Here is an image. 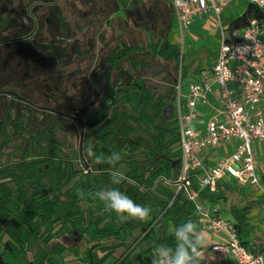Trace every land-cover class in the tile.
Here are the masks:
<instances>
[{
  "label": "trees",
  "instance_id": "16d2710c",
  "mask_svg": "<svg viewBox=\"0 0 264 264\" xmlns=\"http://www.w3.org/2000/svg\"><path fill=\"white\" fill-rule=\"evenodd\" d=\"M73 15L70 23L81 25ZM252 19L264 24V9L250 2L229 29L244 28ZM15 38L0 45V90L16 91L27 102L0 94V264H150L157 245L175 244L169 223L187 220L195 210L172 183L180 170L176 89L172 84L158 90L142 75L154 65L148 58L177 63L179 50L166 39L118 46L107 59V88L100 106L79 116L60 102L44 105L36 99L35 86L45 78L39 70L49 60L58 63L46 45L50 36ZM78 63L80 67L83 61ZM49 70L50 77L62 78L72 90L63 78L70 69L50 64ZM66 95L72 101V94ZM78 124L79 133L84 127L82 153L69 155L55 138L59 131L75 132ZM89 146L96 155L118 152L121 160L97 164L87 155ZM114 171L123 175L120 184L112 183ZM103 188H117L150 208L149 218L120 222L95 197ZM234 213L237 236L245 246L246 209Z\"/></svg>",
  "mask_w": 264,
  "mask_h": 264
},
{
  "label": "built area",
  "instance_id": "2783aa9c",
  "mask_svg": "<svg viewBox=\"0 0 264 264\" xmlns=\"http://www.w3.org/2000/svg\"><path fill=\"white\" fill-rule=\"evenodd\" d=\"M264 9V0H250ZM224 3L214 0H171L181 29L187 28L196 14L212 10L218 17ZM261 26L256 19L241 29L220 28L219 48L212 66V83L217 86L222 106L221 118L211 116L203 133L191 124V113L196 103H206L211 83H191L182 107L179 88L176 86V119L179 132L180 170L173 180L177 191H183L193 202L194 209L210 231L220 232L225 241L211 246L213 255H230L238 264H256L264 251L253 252L239 240L234 224L219 215L210 213L196 202V190L191 188L194 179L198 189L216 190L218 179L225 174L242 184L260 186L255 170L252 141H264V112L259 103L264 95V41ZM240 91L241 94H237ZM236 140L233 150L220 158L214 166L203 165L199 150L217 147L221 142Z\"/></svg>",
  "mask_w": 264,
  "mask_h": 264
},
{
  "label": "rangeland",
  "instance_id": "374dc122",
  "mask_svg": "<svg viewBox=\"0 0 264 264\" xmlns=\"http://www.w3.org/2000/svg\"><path fill=\"white\" fill-rule=\"evenodd\" d=\"M35 1L0 0V45L17 39L15 35L22 39L31 33L27 37L30 40L49 35L46 45L57 58V64L71 70L63 78L69 79L72 90L62 78L49 76L50 64L57 65L49 60L46 68L39 70L45 78L35 86L36 99L44 105L60 102L66 110L79 116L100 106L107 88V59L114 49L125 43L145 44L165 39L167 18L161 19V7L156 1L143 0L140 4L132 0L124 5L121 0H39L42 5H36ZM74 12L81 25L70 23ZM80 60L83 64L78 67ZM148 60L155 66L146 68L142 75L153 87L165 89L169 84L164 70L174 64L157 58ZM86 70L91 71V75L85 73ZM174 72L171 69L173 79ZM85 83L87 88H84ZM67 92L72 94V101H68ZM43 93L49 95V101L44 100ZM79 129L78 124L75 132L59 131L55 138L69 155L78 150ZM81 163L85 169L89 168L83 159Z\"/></svg>",
  "mask_w": 264,
  "mask_h": 264
},
{
  "label": "crops",
  "instance_id": "0c3cea01",
  "mask_svg": "<svg viewBox=\"0 0 264 264\" xmlns=\"http://www.w3.org/2000/svg\"><path fill=\"white\" fill-rule=\"evenodd\" d=\"M127 3L132 0H125ZM140 4L144 1L139 0ZM161 7L162 20L167 18L165 28V39L175 45L180 52L179 61L173 66H167L164 76L168 78V84L179 88L182 107L189 84L210 82L211 91L206 95V103L198 102L191 110V124L193 128L203 133L205 123L211 116H222V106L217 94V86L212 83V66L216 59L219 48L220 28L228 30L233 20L242 14L250 4V0H214L216 3H224L218 17L212 10L196 14L191 19L187 28L181 29L177 21L176 13L171 5V0H151ZM261 39L264 41V24L261 26ZM174 69L175 76L171 73ZM237 94H241L237 91ZM176 100L174 104L176 107ZM259 111L264 112V95L259 103ZM236 140L221 142L217 147H208L198 151L203 165L207 168L225 155H228L234 147ZM255 157V170L259 177L260 186L242 184L235 177L225 174L218 179L216 190H199L194 179L191 180V188L196 190V202L211 214L219 215L231 221L234 225L238 223V217L234 210L246 209L247 233L242 237L245 246L253 252L264 251V141L254 140L251 143ZM197 224V231L206 237V246L201 250L203 253L202 264H238L230 255H213L210 248L216 243L225 241V236L216 231L208 230L201 217L195 210L188 215L187 220L173 221L171 224L180 225L187 221ZM170 224V223H169ZM139 233H135L137 236ZM132 239H127L130 242ZM146 248V243L141 244ZM121 252V251H120ZM119 252V253H120ZM118 253V254H119ZM124 256V255H123ZM153 257V254H152ZM136 261L121 260L119 264H137ZM152 264V262L150 263Z\"/></svg>",
  "mask_w": 264,
  "mask_h": 264
},
{
  "label": "clouds",
  "instance_id": "9594fccd",
  "mask_svg": "<svg viewBox=\"0 0 264 264\" xmlns=\"http://www.w3.org/2000/svg\"><path fill=\"white\" fill-rule=\"evenodd\" d=\"M87 155L95 157V163H108L115 165L121 160L118 152H112L109 156L96 155L92 147L87 149ZM123 175L119 171L112 173V183L120 184ZM81 195H83L81 193ZM95 197L103 203L106 211L114 212L120 222L129 219L146 220L150 216L151 209L137 204L126 193L117 188H103L95 193ZM168 233L174 237V246L159 244L153 250L152 264H202V249L206 246V237L197 231V224L189 220L180 225L169 224ZM256 264H264V256L257 259Z\"/></svg>",
  "mask_w": 264,
  "mask_h": 264
},
{
  "label": "water",
  "instance_id": "95a60500",
  "mask_svg": "<svg viewBox=\"0 0 264 264\" xmlns=\"http://www.w3.org/2000/svg\"><path fill=\"white\" fill-rule=\"evenodd\" d=\"M28 36V35H27ZM27 36H24L22 38H26ZM0 94H5V95H8V96H14L16 97V99L18 100H21V101H24V102H27L26 99H24L22 96H20L18 94V92L16 91H13V90H0ZM39 109H42V110H48V111H51V112H55L57 114H60L62 116H65V117H69V118H72V119H77L75 116H72L70 114H67V113H64L62 111H59V110H56L54 108H51V107H48V106H37ZM80 120V119H79ZM81 121V120H80ZM83 134H84V127L83 125L81 126V130H80V133H79V145H78V151H79V154L81 153V150H82V139H83Z\"/></svg>",
  "mask_w": 264,
  "mask_h": 264
},
{
  "label": "flooded vegetation",
  "instance_id": "af4514ba",
  "mask_svg": "<svg viewBox=\"0 0 264 264\" xmlns=\"http://www.w3.org/2000/svg\"><path fill=\"white\" fill-rule=\"evenodd\" d=\"M55 2H56V1H55ZM45 3H46V2H45ZM35 4H36V5H42V4H41V1H39V0L35 1ZM34 18H35V16H34ZM35 20H36V18H35ZM29 35H31V33H30ZM29 35H28V36L26 35V36L29 37ZM27 37H26V38H27ZM168 87H169V86H167L166 88H168ZM162 90H163V89H162Z\"/></svg>",
  "mask_w": 264,
  "mask_h": 264
}]
</instances>
